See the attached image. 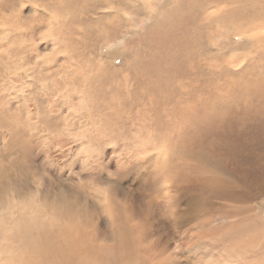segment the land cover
I'll list each match as a JSON object with an SVG mask.
<instances>
[{"label": "rangeland", "instance_id": "374dc122", "mask_svg": "<svg viewBox=\"0 0 264 264\" xmlns=\"http://www.w3.org/2000/svg\"><path fill=\"white\" fill-rule=\"evenodd\" d=\"M203 2L118 0L119 7L105 10L117 17L91 30L94 24L83 20L89 0H0V264H38L48 255L51 264H92L73 258L78 248L109 264L128 248L150 264L147 247L167 248L163 257L171 264L252 263L241 256L246 236L231 227L246 226L254 211H243L256 202L212 197L203 205L191 197L168 176L174 162L183 169L184 161L174 148L183 131L164 105L167 95L153 104L141 99L149 94L141 66L148 57L154 68L167 64L144 30L156 15L152 37L157 44L163 39L171 57L188 39L190 50L216 54L215 70L228 64L246 71L231 83L264 79V0L209 3L217 17L209 30V14L195 12L209 6ZM113 29L116 37L102 47ZM100 31L106 34L96 40ZM223 53L233 61L224 62ZM183 61H174L177 70ZM203 169L194 176L206 178ZM153 180L160 185L155 193L146 188ZM230 243L235 251L223 250Z\"/></svg>", "mask_w": 264, "mask_h": 264}, {"label": "bare ground", "instance_id": "6f19581e", "mask_svg": "<svg viewBox=\"0 0 264 264\" xmlns=\"http://www.w3.org/2000/svg\"><path fill=\"white\" fill-rule=\"evenodd\" d=\"M215 1L204 0L203 5L205 2H208L209 5V3H214ZM113 6H120L118 0H89L88 8L85 11L86 19L83 20H88L91 25L94 24L91 30H103L102 27L107 25L108 16L117 17L118 15L117 13H111V15L105 11ZM210 7L211 4L207 7L205 6L204 9L199 7L195 11L209 14L208 30L213 26L215 27L214 24L217 21L215 13L213 14L209 10ZM164 8L165 6H162L160 9ZM149 12L146 10L143 12L142 17L144 20L145 18H150L148 17ZM104 14L106 17L101 19L99 16ZM160 17L163 18L164 15H160ZM152 18L154 24L150 26L147 24L144 30L146 35L150 36L149 44L153 45L156 49L154 54L159 53L161 57L165 56L166 58L163 60H167V64L163 67V63L162 66L154 68L152 67L154 58L151 57H148L147 64L142 65L143 62L141 63V68H144L147 76L146 80L140 81V83L141 85L146 83L144 87L148 86V88L145 89L144 93H149L141 96V99L145 98L146 103L153 104L159 102L160 94L167 95L164 105L169 112L175 115L173 121L177 122L178 120L177 127L179 126L178 129L183 131V134L180 133L177 136L180 142H177L174 146L178 153H183L180 154L184 161L181 164L183 169L174 162L169 168L171 174L168 176L175 181L181 180L185 191L191 192L190 196L200 201L203 205L208 204L209 199L212 197L229 199L240 203L256 202L253 208L243 211L244 213H253L254 211L253 216L250 219L247 218L246 226L235 225L231 229L238 230L240 237L246 236V241L241 243V256L246 258L252 257L251 264L258 261H260V264H264V215H261L263 207L260 202L261 198L264 199V79L262 82L259 80H248L246 81L248 83H244L241 82V78V81L231 83V78L234 81L235 77L239 76L241 72L244 73L246 71L241 69L242 71L233 72L227 66L228 64H225L219 70H215L214 66L216 63L213 58H215L216 54L208 49L190 50L194 46V43L188 39L180 41V56L171 57L167 51L162 50L164 48L163 39H159L161 43L157 44L152 37L159 20V15ZM112 20L115 23L118 21L117 19ZM101 32L100 34H93L96 40H100L106 34ZM116 34L117 30L113 29L101 46L110 42L116 37ZM207 40L209 45L211 43L210 37ZM158 46L160 49H157ZM195 46L197 45L195 44ZM222 56L221 58H224V62L231 63L233 61L226 60V53H223ZM178 58L184 60L181 70H177L174 66V61L178 60ZM258 58H263V55L260 53L254 60L259 61ZM245 59H247V56L243 58V60ZM249 62L252 61L250 60ZM155 65L157 67L159 63ZM151 81H158V85L156 87L149 85ZM235 87L241 89L235 90ZM136 103L139 104L138 109H140V106L142 108L146 106L140 104L139 101H136ZM169 124L170 121L168 119L166 126L168 127ZM167 130L171 133L174 128ZM191 159L197 161V163L190 164ZM202 169L208 171L210 174L205 176L206 178L194 176V174L199 173ZM170 180L168 185H171ZM146 188L151 193L157 192L160 188L159 181H150ZM170 202L171 198L168 197L164 201L163 208L167 209V205ZM171 213L173 214V211ZM186 217V221H188L191 215L189 216L188 214ZM252 230L256 231V234L254 233L255 236L247 234ZM220 239L222 242L226 240L221 237L215 240L218 242ZM231 240L232 238H230ZM233 246L235 245H231L230 243L224 246L223 250L235 251ZM78 249V252L81 251L82 253H74L73 258H85L84 261L93 260L92 264H109L98 253L90 252L85 248ZM166 250L147 247L146 251L152 255L150 264H171V260L163 257ZM52 254L54 256V253ZM50 256L48 255V259L41 257V261H38V264H51L48 261ZM233 256H237V254L233 253ZM45 259L49 263H44ZM54 260L56 261V259ZM115 262L118 264H141L138 253H130L128 248H125V251L116 257Z\"/></svg>", "mask_w": 264, "mask_h": 264}]
</instances>
